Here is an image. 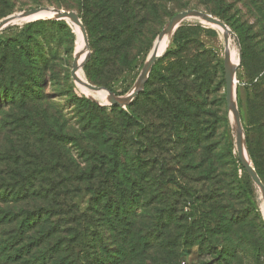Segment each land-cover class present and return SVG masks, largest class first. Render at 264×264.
Here are the masks:
<instances>
[{"label": "rangeland", "instance_id": "1", "mask_svg": "<svg viewBox=\"0 0 264 264\" xmlns=\"http://www.w3.org/2000/svg\"><path fill=\"white\" fill-rule=\"evenodd\" d=\"M107 1L0 0V20L40 7L76 13L89 45L79 77L124 98L174 15L219 19L234 34L244 152L264 185V0H131L124 19L115 14L122 0ZM81 41L68 20L26 19L0 31V186L15 188L0 200V264H264V201L238 160L221 30L181 22L123 108L71 77ZM40 185L54 188L49 200L65 215L42 235L30 219L19 231ZM118 185L136 199L125 225L107 201Z\"/></svg>", "mask_w": 264, "mask_h": 264}, {"label": "water", "instance_id": "2", "mask_svg": "<svg viewBox=\"0 0 264 264\" xmlns=\"http://www.w3.org/2000/svg\"><path fill=\"white\" fill-rule=\"evenodd\" d=\"M40 13H45L47 16L43 18V20H68L72 24L79 26L81 33L83 35L85 47L87 50V55L86 57L79 63V55L75 54L73 63H72V68L70 75L71 77L83 88H85L88 91L92 92H98L101 91V88L95 87L93 85L88 84L87 82L80 80L76 77V72L78 69H82V67L86 64L88 60V40H87V35L85 28L83 24L81 23L79 17L77 16L76 13L74 12H67L64 10H59L55 8H46V7H40L36 9H30L23 11L18 14H14L11 16H8L6 18H3L0 20V31L7 27L8 25L12 24L15 21L25 19L32 17L34 15L40 14ZM197 19L203 23H206L208 25H212L216 28H221L223 30V39L225 45L227 44L228 37L234 36L233 32L219 19L202 13L200 11H195V10H187V11H182L176 15H174L160 30V32L157 35L156 41L154 43L153 49L151 51V54L149 56V59L147 63L143 66L142 71L138 77V80L136 81V84L133 88V90L130 92V94L124 98H119L116 96L114 93L110 91H106L108 93L107 95V101L110 105L118 106V107H126L130 105L133 100L136 98L137 94L143 89L145 79L154 64V62L158 58V53L156 50V43L161 41L162 38L165 35H171L175 29L181 24L186 19ZM241 57V53L239 52V59ZM239 62L237 63V65ZM235 66H232L230 63V58H229V53L225 50L224 53V59H223V72H224V81H225V101H226V108L230 112H233L234 116V123H235V135H236V149H237V155H238V160L242 167L245 169V171L248 173L252 181L259 187L262 198L264 201V185L261 183L258 175L255 172V169L251 165L250 161L245 157L244 154V145H243V137H242V131H241V125H240V117L239 113L237 111V107L235 105L234 99H233V86H234V74H235Z\"/></svg>", "mask_w": 264, "mask_h": 264}, {"label": "trees", "instance_id": "3", "mask_svg": "<svg viewBox=\"0 0 264 264\" xmlns=\"http://www.w3.org/2000/svg\"><path fill=\"white\" fill-rule=\"evenodd\" d=\"M110 1L112 2V0H108L106 3L108 4ZM130 1L131 0H122V3L120 5H118V6H116L115 14H119L121 16V18L124 19L125 6L128 3H130ZM113 14H114V12H113ZM133 19L136 20V17H134ZM177 36H178V34L173 38V43L174 44H177ZM88 60H87V62H88ZM87 62H86V64H87ZM113 107H115V106L113 105ZM114 162H117V160H115V157H114ZM116 166H117V169H116ZM116 166L114 168L115 172L113 171V173H114V176L116 175L119 178L120 177L119 164L116 165ZM30 176H32V175H30ZM40 186H42V187L33 188L32 193H30V195L32 196L33 200H36V199L39 198V201H38L39 203L35 204L36 202H34V204L31 205V210H28V211L24 212V217L21 219V222L18 224L19 225V231L23 230V228L26 226L25 225L26 221L28 219H30V220H32V222H33V224L35 226L34 228L38 229L39 234L42 235V233H44V231H46L45 229L49 230V229H55L56 228V223L52 221L54 218H56V217L58 218V216H64L65 215V213H61L60 211L56 214L55 213V209H54L55 203L53 201L49 200V198H50L49 197V191L54 190V188L49 187L48 185H40ZM10 188L11 187H9V186H7V187L6 186H0V200H3L2 202H4V203H5V201H4L5 198H7L6 197L7 194L10 193L8 195V198H9V196H11V193L13 192V190H15V188H13V190H10ZM110 188H111V191H112V187H110ZM118 188L120 189V192L118 193L117 197L114 196L115 193L112 191L111 194H110L111 198L110 197L107 198L108 196L105 195V190L102 187H100L98 189V190H101V193L100 192H98V193L100 195L103 194L104 198H107L108 203H109V200H111V203L113 205H115V212L113 213L114 216H116V218L121 217L122 221L125 220L124 221V225H125L126 223L128 224V222H129L126 219V217H128L129 214H125V207L126 206L128 207L130 205V203H133L134 200H136V199H131L132 198V193L131 192L130 193H128V192L127 193H123L122 190H121V186L120 185H118ZM95 195L96 194L94 193L93 198H95L94 197ZM12 198H14V195H13V197H11V199ZM15 198H16V196H15ZM15 198L13 200H15ZM95 200H96L95 204L99 205L100 202L98 203L97 198ZM107 201H105V203H104L106 206L108 205ZM17 202L18 201H16L15 203H17ZM11 204L14 205L13 202ZM106 206L104 208H106ZM99 209H100V207H99ZM99 209H97V210H99ZM3 213H4V215L6 214L7 217L8 216L9 217L10 216H14V217L18 216L19 217L20 215L22 216V213L19 215L20 212H18V211L14 212V211L4 210ZM14 219H17V218H14ZM8 224H11V221L7 222V224H5V225H8ZM124 228H126V227H124ZM54 234H56V233H54ZM77 238H78V236H77ZM230 240H232V238H230ZM73 243H75V242H73ZM72 244L70 242L67 245L60 246V249H57L56 252H58L59 250L68 251L71 247L72 248L74 247V246H72ZM78 246H81V245H78ZM238 253H239V250L234 248V251H232L233 257H236V255ZM72 262H74L76 264L77 263L79 264V260H72V261H69V262H67L65 264H74ZM80 264H81V261H80Z\"/></svg>", "mask_w": 264, "mask_h": 264}, {"label": "bare ground", "instance_id": "4", "mask_svg": "<svg viewBox=\"0 0 264 264\" xmlns=\"http://www.w3.org/2000/svg\"><path fill=\"white\" fill-rule=\"evenodd\" d=\"M47 15L45 14V13H40V14H37V15H34V16H32V17H29V18H25V19H21V20H18V21H22V20H26V19H31V20H40V19H43V18H45ZM18 21H15V22H18ZM15 22H13V23H15ZM78 29H79V31H80V33H81V30H80V28H79V26H77V25H75ZM220 30H221V32H222V35H223V30L221 29V28H219ZM81 37H82V41H81V43H79V46H78V48H77V53H78V55H79V60H78V62L80 63L81 62V60H83L84 58H83V56H84V53H85V43H84V39H83V35H82V33H81ZM169 37H171V35H165L163 38H162V40L161 41H159V42H157L155 45H156V50H157V53L158 54H160V53H162L164 50H165V48L167 47V45H168V40H169ZM228 49H229V39L227 40V44H226V48H225V50L228 52ZM85 57V56H84ZM83 58V59H82ZM229 58H230V63H231V65L232 66H234V65H236L237 63H238V61H237V59H235L230 53H229ZM79 71H80V69H78V71L76 72V77L78 78V79H80V80H83L82 78H80L79 77V75H78V73H79ZM84 81V80H83ZM80 86V85H79ZM80 87H82V86H80ZM83 88V87H82ZM83 89H85V88H83ZM86 90V89H85ZM90 92H92V91H90ZM94 93H98L99 95H101V97H102V95H103V99L105 100V101H107V95H108V93L106 92V91H98V92H94ZM230 116H231V119H232V123H231V128H232V131H234L235 132V123H234V116H233V112L232 111H230ZM234 135V134H233ZM244 154H245V152H244ZM245 157H246V154H245ZM247 158V157H246Z\"/></svg>", "mask_w": 264, "mask_h": 264}]
</instances>
